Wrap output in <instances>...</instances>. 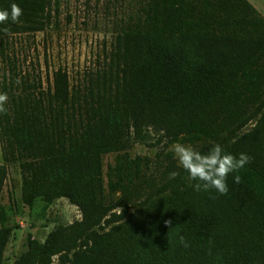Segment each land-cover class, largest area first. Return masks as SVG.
<instances>
[{
  "label": "trees",
  "instance_id": "trees-1",
  "mask_svg": "<svg viewBox=\"0 0 264 264\" xmlns=\"http://www.w3.org/2000/svg\"><path fill=\"white\" fill-rule=\"evenodd\" d=\"M59 2L0 0V9L23 10L19 23L0 25V92L9 97L0 115V190L4 162L16 160L23 202L64 196L79 217L42 240L27 234L11 264H264V18L245 0H122L101 55L73 81L63 67L46 71L43 85L13 57L10 39L42 30ZM241 79L262 95L259 104L240 108L226 131L204 124L206 138L194 148L206 153L218 143L251 157L229 173L227 195L195 191L161 147L155 159L128 154L150 134L147 143L167 146L195 114L242 100ZM108 151L116 154L104 189ZM10 230L0 224V264Z\"/></svg>",
  "mask_w": 264,
  "mask_h": 264
},
{
  "label": "rangeland",
  "instance_id": "rangeland-1",
  "mask_svg": "<svg viewBox=\"0 0 264 264\" xmlns=\"http://www.w3.org/2000/svg\"><path fill=\"white\" fill-rule=\"evenodd\" d=\"M245 1L264 18V0ZM123 5L122 0H60L57 15L52 17L51 23L42 30L11 37L12 55L18 59L22 69L33 70L35 75L39 73L42 83L45 81L46 71L49 72L58 66L63 67L69 79L73 81L76 73L91 65L107 46L110 30L122 14ZM9 53L11 54L10 51ZM241 81L242 100L217 103L209 110L210 114L205 116L195 114L189 128L167 146H162V141L157 145L147 143L153 141L150 134L144 142H133L127 149L128 154L131 157L145 156L155 159V151L161 147L160 156L165 151L178 162L172 146L181 143L195 148L200 139L206 138L204 124H210L212 132L226 131L238 123L236 117L241 116L240 108L246 107L245 113H248L252 107L255 108L259 104L262 97L259 92L256 93L250 80ZM219 117L221 119L216 121ZM115 154V151H108L101 156L104 189L107 187V166L114 162ZM4 165L6 173L0 190V224L8 225L11 230L4 246L1 264H11L13 259L25 250L27 234L42 240L46 232L56 224L78 218L79 210L64 196L50 201L36 196L29 203L23 202L18 162L9 160L5 161Z\"/></svg>",
  "mask_w": 264,
  "mask_h": 264
},
{
  "label": "clouds",
  "instance_id": "clouds-1",
  "mask_svg": "<svg viewBox=\"0 0 264 264\" xmlns=\"http://www.w3.org/2000/svg\"><path fill=\"white\" fill-rule=\"evenodd\" d=\"M22 15L23 10L19 5L12 3L9 9H0V25L9 21L19 23ZM16 82L19 84V79ZM8 102V94L0 92V115L7 114L6 105ZM172 151L179 167L187 173L188 180L195 181L191 186L197 192H209L214 189L221 195H227L229 188L226 181L229 173L238 172L251 161V157L248 154L240 153L238 156H234L227 153L223 146L218 143L213 144L206 153L181 143H175L172 146ZM178 174L176 171L170 172L168 178L175 179ZM233 182H240L239 175L233 177ZM165 223L170 224V221H165ZM179 242L182 246L188 247L182 235L179 236Z\"/></svg>",
  "mask_w": 264,
  "mask_h": 264
}]
</instances>
